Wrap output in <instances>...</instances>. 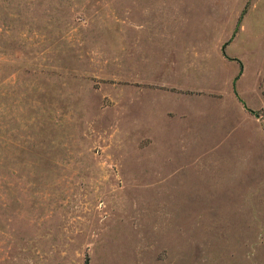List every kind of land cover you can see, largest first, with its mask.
I'll return each mask as SVG.
<instances>
[{"label": "rangeland", "instance_id": "rangeland-1", "mask_svg": "<svg viewBox=\"0 0 264 264\" xmlns=\"http://www.w3.org/2000/svg\"><path fill=\"white\" fill-rule=\"evenodd\" d=\"M0 264H264V0H0Z\"/></svg>", "mask_w": 264, "mask_h": 264}]
</instances>
